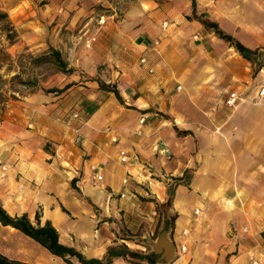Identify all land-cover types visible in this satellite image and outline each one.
<instances>
[{"label":"crops","instance_id":"1","mask_svg":"<svg viewBox=\"0 0 264 264\" xmlns=\"http://www.w3.org/2000/svg\"><path fill=\"white\" fill-rule=\"evenodd\" d=\"M103 16L81 63L87 79L78 81L85 88L75 97L77 111L59 122L45 112L49 102L28 127L15 123L12 163L21 176L12 195L0 179V204L10 215L24 212L29 219L39 206L40 223L49 220L60 242L71 245L63 233L74 230L94 241L79 246L80 252L100 257L112 233L93 239L94 233L83 230L90 209L81 204L75 224L59 206L72 195L63 172L69 171L74 186L97 202L102 214L124 208L130 216L151 218L153 210L142 209L170 197L172 220L159 227L150 244L149 251L159 254L154 264H251L253 256L264 264V97L254 101L264 84V0H139L138 10L123 21L114 13ZM203 20L256 50V61ZM98 82L114 87L118 98ZM230 90L242 94L233 106L224 102ZM32 137L39 142L30 143ZM41 139L53 149L43 148ZM87 162L98 167L101 179H87ZM28 238L34 252L18 260L67 264ZM108 264L134 263L116 256Z\"/></svg>","mask_w":264,"mask_h":264},{"label":"rangeland","instance_id":"2","mask_svg":"<svg viewBox=\"0 0 264 264\" xmlns=\"http://www.w3.org/2000/svg\"><path fill=\"white\" fill-rule=\"evenodd\" d=\"M77 4H80L79 9ZM138 5L139 0H0V179L4 182L1 183L2 189L7 195L17 191L16 185L21 176L12 163L15 159L12 150L17 137L15 123L26 122L24 126L28 127L34 113L42 111L49 102L52 104L45 112L59 122L64 116L66 120L72 112L77 111L72 109L76 104L75 97L80 98V90L85 88L78 81L87 79L81 63L89 55L94 41L90 46H85L84 40L99 27L100 24L96 22L99 15L114 13L115 19L123 21L130 10H138ZM76 10L79 13H75ZM104 23L103 16L101 24ZM50 47L59 51L67 69L61 70L51 62ZM39 54H45L49 60L33 61V57ZM98 85L103 89L112 88L103 82H98ZM76 105L78 108L80 101ZM31 141L39 142L33 137ZM41 141L43 148L49 151L53 149L50 141ZM64 165L66 170H70L68 165ZM63 172L69 180V187L72 185V195L63 199L61 203L64 205L59 203V206L65 209L62 212L68 214L75 224H80L77 208L82 204L90 209L91 220L83 223V230H86V234L94 233L93 239L96 234L100 240L107 233H112L109 245L125 243L131 249L148 252L159 227L169 225L172 220L173 212L169 209L171 201L168 199L161 203L154 201L151 206L147 204L149 209H142L153 210V213H149L151 218L136 213L130 216L124 208L117 210L116 214H102L99 204L83 196L74 186L75 180L70 182L75 176L69 177V171ZM117 197L122 198L119 194ZM116 206L119 207L118 204ZM39 211L38 206L35 213L40 221ZM30 220L35 222L34 214ZM63 236L77 250L82 245H94L91 237L80 236L71 229ZM0 252L8 258L20 259L23 255L29 256L34 249L28 236L0 223ZM160 264L169 262L164 260Z\"/></svg>","mask_w":264,"mask_h":264},{"label":"trees","instance_id":"3","mask_svg":"<svg viewBox=\"0 0 264 264\" xmlns=\"http://www.w3.org/2000/svg\"><path fill=\"white\" fill-rule=\"evenodd\" d=\"M203 22L208 25L214 27L216 33L231 42V44L239 51V53L251 60L252 62L256 61L254 56L252 57V53H257L256 50H251L245 45H243L240 41L235 39L229 33H226L216 22L203 20ZM50 55H52L53 64L61 70H65L66 63L61 58L60 53L57 49L50 47ZM33 61L44 62L49 60L45 54H39L33 57ZM256 72L254 68L253 73ZM114 95L118 98V93L116 89L113 87L110 89ZM74 177L70 179L72 183L74 181ZM172 194V190H170V195ZM170 200V197L169 199ZM61 209L63 207L61 206ZM38 214L34 213L35 222H32L26 215V213L21 214H13L10 215L5 208L0 204V223L2 225H9L24 235L30 237L43 247H45L49 252L59 256L64 262L67 264H108L113 257L122 256L127 259L129 262L134 264H142L147 262L148 264H154L159 259V254L155 251L151 250L148 252L137 251L128 247L125 243L117 244V245H109L106 247L104 253L100 257H85L79 250L75 249L71 245H66L58 240V232L55 227L49 222V220H44L43 223H40ZM0 264H28L25 261H21L18 259L8 258L6 255L0 252Z\"/></svg>","mask_w":264,"mask_h":264},{"label":"built area","instance_id":"4","mask_svg":"<svg viewBox=\"0 0 264 264\" xmlns=\"http://www.w3.org/2000/svg\"><path fill=\"white\" fill-rule=\"evenodd\" d=\"M96 22L97 23L103 22V15H99L98 18H97V20H96ZM193 37L196 38V35H193ZM94 38H95V35L93 33V34H91L89 37H87L84 40V45L85 46H90V43L92 42V40H94ZM154 42L155 43H158V40L156 39V40H154ZM146 61H147L146 57H144V56L140 57V62L144 63ZM149 71H152V68L151 67L149 68ZM179 87H180V85H177V88H179ZM263 97H264V84H260V86L256 90V93H255V96H254V101L255 102H258ZM241 99H242V94L241 93H239L236 90H230L227 93V95H226V97L224 99V102L228 106H233L234 104H236ZM73 115H75V114H73ZM139 121L140 122H143L144 121V117L141 116L140 119H139ZM137 132H140V130L137 129ZM114 139H115L114 137H111V140H114ZM119 159L122 160V161H125L126 160V154H125V151L124 150H120L119 151ZM86 170H87V174H86L87 179L92 180V181L101 179V174L99 173V169H98V167L93 162H87V164H86ZM127 180H128V178L127 177H124L122 182L123 183H126ZM119 195L120 196H123L124 193H119ZM193 211H194L195 214H198L199 213V209L198 208H194ZM247 229L248 228H247L246 225H243L241 227V230L243 232L247 231ZM181 234L182 235H187L188 234V229L187 228H183L181 230ZM180 249L182 251H184L186 249V243H185V241H181L180 242ZM250 262H251V264H263L262 258L259 257V256H253V257H251L250 258Z\"/></svg>","mask_w":264,"mask_h":264}]
</instances>
